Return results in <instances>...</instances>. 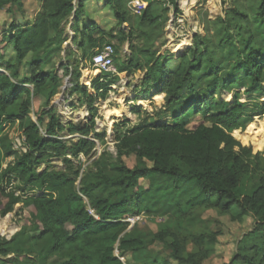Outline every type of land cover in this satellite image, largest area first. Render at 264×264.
Instances as JSON below:
<instances>
[{"label": "trees", "instance_id": "obj_1", "mask_svg": "<svg viewBox=\"0 0 264 264\" xmlns=\"http://www.w3.org/2000/svg\"><path fill=\"white\" fill-rule=\"evenodd\" d=\"M103 1L117 20V27L111 30L92 21L80 26L86 0H41L33 23L13 22L0 33V135L9 125L19 126L27 147L24 152H6L7 157L15 156V161L3 173H14L21 182L43 189L42 194L24 199L8 188L11 178L6 184L0 179L1 216L21 202L35 209L30 225L25 224L19 233L21 237L26 235L25 242L35 258H8L15 238L0 236V264H38L41 256L52 255L62 256V264H131L122 258L127 253L144 251L155 242L165 244L172 259L196 264L200 255H207V242L216 241L217 233L204 232L188 238L182 235L183 228L195 211L213 208L223 213L237 208L240 218L253 215L257 220L251 232L257 241L251 246H239L232 261L225 264H264V156L256 147L254 151L239 140L240 128L245 129L246 123L256 117L254 128L264 127V101L246 108L238 101L231 104L214 100L210 114L193 130L187 128L188 115L193 107L197 112L204 111L202 105L206 102H188L175 114L174 123L139 125L116 134V162L105 161L104 152L94 162L95 171L83 176L82 165L75 166L73 158L93 156L96 141L89 135L95 132L97 109L92 104L108 97L114 81L100 73L92 82L94 94L87 86L75 85L74 91L88 99L93 113L84 127L73 122L63 124L53 108L39 112L38 121L31 117L32 96L58 81L56 75L44 71L46 62L39 55L53 46L59 50L63 47L69 39L64 23L72 16L73 41L84 57L111 44L110 40L129 42L132 55L117 63L119 73L146 70L142 85L148 90L154 88L157 94H166L169 104L180 101L182 94L195 92L196 82L205 75V58H211V37L196 34V48L178 55L179 64L174 70H169L167 60L158 58L153 51L168 20L170 5L178 12L179 0H146L147 7L140 14L131 13V0ZM244 1L246 8H231L225 17L212 23L217 31L221 29L214 47H229L235 54L234 72L222 80V87L232 92L243 85L248 86L247 93L264 92V0ZM0 10L24 13V1L0 0ZM136 39L143 45L136 46ZM8 49L11 55L6 54ZM22 69L26 71L24 79ZM225 69L212 62L207 73L218 75ZM56 93V88L52 89L50 97ZM64 131L82 136L77 142L68 141L60 135ZM106 137L107 131L95 132V139ZM250 144L260 145L254 141ZM131 156L136 158L132 167L124 161ZM51 158L62 159L64 169L47 167L38 173V167ZM255 173L262 175L260 185L251 194L240 195L244 177ZM141 179L149 180V186L143 187ZM141 212L167 220L151 238H127L130 223L126 219ZM189 242L197 246V252H187Z\"/></svg>", "mask_w": 264, "mask_h": 264}, {"label": "rangeland", "instance_id": "obj_2", "mask_svg": "<svg viewBox=\"0 0 264 264\" xmlns=\"http://www.w3.org/2000/svg\"><path fill=\"white\" fill-rule=\"evenodd\" d=\"M187 1V4H185L186 0H179L178 12L170 5L171 9L168 13V20L161 35L153 44V51L158 58L167 60V68L169 70H174L179 64L178 55L189 53V51L196 48L194 45V36L196 34H199L201 37H211V58H208V56L205 58L203 66L205 75L203 73V78L196 82L195 92L192 94H182L180 101L169 104L165 99L166 94H157L154 88L148 90V87L142 85L146 70L139 69L132 73H119L120 75L116 73H104V76L109 81H114V85L110 89L108 97L106 99L98 98L92 104V107L97 109L95 113V132L107 131V137L104 140H98L95 139V132L90 134L89 138L96 141L93 156L88 158L83 156L73 158L75 166L82 165L81 176L95 171L94 162L104 152H107L105 161L109 164L116 162V134L125 133L129 129L139 125L174 123L175 114L180 112L188 102L199 99L206 102V104L202 105L204 111L197 112L196 107H193L191 113L188 115L187 128L193 130L204 122L206 115L210 114V105L214 100L225 101L231 104H235L238 101L246 104V108H254L257 102L264 101V92L247 93L248 86L241 85L232 92H227L222 87V80H225L234 72L233 58L235 54L229 47L224 49L214 47V44L218 43L220 38L221 29L217 31L212 23L220 17H225L227 11L231 8H246L245 1ZM88 7L86 8V15L91 16L93 13L90 12ZM33 10L32 7H29L28 16L33 14ZM14 12L22 13L18 10ZM4 13L5 15L0 16V33L10 25L9 20L6 19L10 15L6 11ZM131 13L135 14L132 10ZM108 14L112 13L109 12ZM23 15H27V10ZM72 22L73 16L64 23L65 36L69 39L74 34V30L71 28ZM116 27L117 23L115 19L104 25L106 29ZM124 28L128 30L127 24L124 25ZM67 42L71 44V41ZM67 42L64 43L60 50L53 46L45 52L40 53L39 57L45 59L46 62L44 71L56 75L58 81L32 96V111L30 115L34 121H38L39 112L53 108L54 113L63 124L66 125L69 122H73L78 126L84 127L93 118V113L88 99L82 97L80 93L75 92L74 87L79 83L80 85L87 86L90 94H94L93 90L88 87L90 82H86L88 78L84 76L85 73H88V75H99L100 71L95 70L91 65V53H88L84 57L82 52L79 54L75 52V44L68 46ZM109 42L114 45L116 50L115 66L118 62H122L132 55L129 42L121 43L117 39L110 40ZM134 42L136 46L143 45V42L139 39L134 40ZM182 43L187 44L184 47L179 46ZM6 52L7 55H11L10 49ZM212 62L216 65L224 66L226 69L220 71L218 75L214 73L208 74L207 70ZM25 72V69H22L23 79L25 78ZM76 76L79 77L77 78ZM30 88L33 90L32 86ZM54 88H56L57 93L55 96L50 97V92ZM122 105L128 107V114L117 110ZM257 118L252 122H247L245 129L240 128L242 136L239 137V140H244L248 145L253 147V150L256 147V151L262 152L264 156V127L261 130L254 128V122ZM47 120L48 118L46 117L43 127H45ZM253 130L254 132H252ZM60 135L68 141L75 142L82 136L79 133L71 135L67 131L62 132ZM21 136L22 130L19 126L15 125L7 126L0 135V179L6 184L7 179L11 178L12 182L8 188L15 189L17 194L26 199L27 197L42 194L43 189L27 182H21L14 173L6 176L3 173L15 161V156H6V152L9 149L19 152L27 150L23 142L19 143ZM251 141L259 142L260 145L250 144ZM124 161L131 167L136 164L134 156L125 157ZM47 167L54 170H63L65 166L62 159L51 158L38 167V173H42ZM81 176L76 182L78 190L81 188ZM261 177L260 173L246 175L238 193L240 195L251 194L260 185ZM140 184L143 187H147L150 181L141 179ZM155 202L156 199H153V205L156 204ZM89 209L91 210L90 206ZM153 209L156 210L154 207ZM34 212V207H25L24 203L21 202L16 204L13 211L6 216H1L0 214V236L7 240L15 238L14 243L9 246L11 253L8 258L17 255H27L29 258H35V255L29 252V244L25 242L26 235L19 236V233L22 232V227L25 224L30 225L29 221ZM133 217V222L126 231L125 236L127 238H151L158 231L159 225L167 220V217H160L155 214L148 215L144 212H141L140 215L135 214ZM256 221L253 215H246L240 218L237 208H234L230 213H223L218 208L204 211L197 210L184 225L182 235L191 238L193 235L204 232L217 233L216 241L207 242V255H200L196 259V264H225L232 261L239 251V246H251L255 240L257 241L256 237L251 235ZM14 227L16 228L15 231L11 232ZM197 251V246L189 242L187 252L192 253ZM39 259L38 264H62L63 262V257L60 255L41 256ZM122 259L124 262L130 261L131 264H186L172 259L170 250L161 242L153 243L144 251L127 253Z\"/></svg>", "mask_w": 264, "mask_h": 264}, {"label": "crops", "instance_id": "obj_3", "mask_svg": "<svg viewBox=\"0 0 264 264\" xmlns=\"http://www.w3.org/2000/svg\"><path fill=\"white\" fill-rule=\"evenodd\" d=\"M23 1H24V12L27 10V15L24 16L23 15L24 13L20 14V13H15V12L12 13L13 15L8 13L10 16L8 18H6V19L9 20L10 24L13 23V22H15V24H17V25L18 24H24L25 22L33 23L37 12L40 10L41 0H26V1L23 0ZM87 6H89L88 8L90 9V12L93 13V15H91V16H87L86 15ZM29 7L30 8L32 7V9H34L33 10L34 12H33V14L31 16H28ZM4 12H5V10H0V16L5 15ZM109 12H111L112 14H108ZM113 19H115V17H114L112 8L106 6L104 4L103 0H86V2H85V14L83 15L82 23H81L80 26H82L86 22L92 21V22L97 23L101 28H104V25L107 24L109 21H111ZM116 23H117V20H116ZM104 29H106V28H104ZM107 30H111V29H107ZM67 41H71V44H70V42H67L69 44L68 46H71V45L73 46L74 45L73 36L70 37V39H68ZM74 47H75V52L76 53L79 54V53L82 52V50L78 49V47L76 45H74ZM97 76L98 75H88V73H85L84 77L88 78V79H86V82H90L88 87L91 90H92V82ZM102 80H104V79H102Z\"/></svg>", "mask_w": 264, "mask_h": 264}, {"label": "built area", "instance_id": "obj_4", "mask_svg": "<svg viewBox=\"0 0 264 264\" xmlns=\"http://www.w3.org/2000/svg\"><path fill=\"white\" fill-rule=\"evenodd\" d=\"M147 7L146 0H131L130 8L135 14H140ZM115 47L112 44H106L101 49L95 50L91 56V65L95 70H99L100 73H116L119 75V72L115 66ZM25 137L22 135L19 143H24ZM134 217L126 219L130 224L133 222Z\"/></svg>", "mask_w": 264, "mask_h": 264}, {"label": "bare ground", "instance_id": "obj_5", "mask_svg": "<svg viewBox=\"0 0 264 264\" xmlns=\"http://www.w3.org/2000/svg\"><path fill=\"white\" fill-rule=\"evenodd\" d=\"M187 0H186V2H185V4H187ZM214 2V1H213ZM188 9V8H187ZM187 44V43H186ZM185 43H182V44H180L179 46H185L186 45ZM130 108V107H129ZM118 111H121V112H124V113H129V110H128V107L126 106V105H122L119 109H117ZM101 123V122H100ZM99 123V124H100ZM110 125H111V123H109ZM254 125H256V122H254Z\"/></svg>", "mask_w": 264, "mask_h": 264}, {"label": "water", "instance_id": "obj_6", "mask_svg": "<svg viewBox=\"0 0 264 264\" xmlns=\"http://www.w3.org/2000/svg\"><path fill=\"white\" fill-rule=\"evenodd\" d=\"M255 153H257V152H255Z\"/></svg>", "mask_w": 264, "mask_h": 264}]
</instances>
